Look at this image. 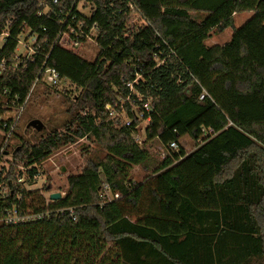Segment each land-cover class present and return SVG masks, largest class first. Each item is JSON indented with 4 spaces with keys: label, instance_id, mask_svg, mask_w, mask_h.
Here are the masks:
<instances>
[{
    "label": "trees",
    "instance_id": "obj_1",
    "mask_svg": "<svg viewBox=\"0 0 264 264\" xmlns=\"http://www.w3.org/2000/svg\"><path fill=\"white\" fill-rule=\"evenodd\" d=\"M258 2L0 0V130L13 120L3 114L40 86L60 93L68 116L63 131L36 142L12 131L18 142H7L12 159L0 182L9 191L0 208L43 216L0 222V264H264V0ZM132 10L142 23L128 29ZM241 12L252 14L235 27ZM227 27V42L205 45L210 28ZM23 33L33 40L24 55L16 52ZM63 35L71 45L60 42ZM88 38L96 45L90 60L74 50ZM47 68L74 90L47 83ZM135 79L140 100L126 86ZM128 94L148 118L141 140L128 101L125 120L110 113ZM147 101L150 111L142 107ZM80 138L96 148L67 175L60 197L25 187L55 149ZM133 165L148 172L139 182L129 177Z\"/></svg>",
    "mask_w": 264,
    "mask_h": 264
},
{
    "label": "rangeland",
    "instance_id": "obj_2",
    "mask_svg": "<svg viewBox=\"0 0 264 264\" xmlns=\"http://www.w3.org/2000/svg\"><path fill=\"white\" fill-rule=\"evenodd\" d=\"M250 1H252V4L259 3L258 0ZM79 9L83 12H87L88 10L87 7L83 8L80 6ZM251 14L252 12L238 14V16L234 18L233 26H239ZM141 23L142 21L138 14L132 10L126 18L127 28L133 29ZM169 28L172 32H174L175 36H178L177 27L169 23ZM179 31H182V29ZM209 31H213V28H210ZM231 32L232 28L227 27L218 37L220 38L219 42L223 43L225 37L228 39ZM18 40L19 43L17 45L16 52L22 55L29 53L31 50L28 47L33 42L32 38H26V33H23L18 37ZM61 41L64 45H71V41L67 35H63ZM208 43L211 44L212 42L208 41ZM74 50L82 53L83 57L90 60L94 58L96 54V45L94 41L87 39L84 43L78 44L74 47ZM57 87L74 90V87L64 80H60ZM39 89L40 92L34 97H30V99H28L22 107H11L3 114L4 119L11 117L16 120L14 131L23 137V139H27L30 142H36L38 138L47 135L54 129L63 131L65 129L63 122L68 119L67 113L65 112L66 104L62 102L60 93L46 94L43 92L42 86H40ZM118 117H120L121 120H125L124 112L120 113ZM34 118H37L42 122L44 125L42 129L36 130L32 127H27V123ZM145 124L146 120L143 118L138 119L139 131L136 133V137H138L139 140L144 138ZM1 137L2 130H0V141ZM17 140V137H13L12 135L9 138L11 145L18 142ZM180 144L186 151L192 150L193 145L187 137H182L180 139ZM153 147L155 151H160V153L164 151L158 144ZM95 148V144L87 138H80L74 143H68L58 147L48 158L37 166L41 173L34 178L32 184H24L25 187L27 189H40L44 186L45 191L43 194L45 198H48V196L54 192L62 194L64 188L66 187L67 175L78 172L85 159L92 154ZM12 149L13 146H6L4 153L0 158V167L3 168V171L8 170L9 168L12 159ZM146 174H148L147 171L143 170L138 165H133L130 170L129 177L132 181L139 182ZM105 190L106 189L103 187L104 194ZM106 193L107 197L111 198V195L107 192V190Z\"/></svg>",
    "mask_w": 264,
    "mask_h": 264
},
{
    "label": "built area",
    "instance_id": "obj_3",
    "mask_svg": "<svg viewBox=\"0 0 264 264\" xmlns=\"http://www.w3.org/2000/svg\"><path fill=\"white\" fill-rule=\"evenodd\" d=\"M52 1H56V0H52ZM63 37V36H62ZM61 37V39H62ZM60 39V42H62ZM89 40H92L90 38H88ZM93 41V40H92ZM29 48V47H28ZM31 50V49H30ZM162 61H158V64L161 63ZM44 80L49 83L50 85H55L56 83H58V81L60 80L59 75L57 74V72L53 69V68H47L44 70ZM136 82V79L133 82L127 83L126 86L129 88L130 92L132 94H135L136 97L138 98V100L142 99L141 94L139 92V90L137 88L134 87V83ZM130 94H128L124 100H121L119 103V108L118 109H114L112 110L110 113L111 115L115 116L118 115L122 112H124V106L123 104L128 101L130 107H131V111L134 113L136 119H140L142 118V112L138 109L137 105L133 103V101L131 100V98L129 97ZM204 96V92H202L199 95V98H203ZM22 105H20L19 107H22ZM143 109L145 111H150L151 110V106L150 103L147 101L145 103H143L142 105ZM146 120V122L148 121V118L144 119ZM15 119L12 120L11 124L9 125V127L5 130L2 131V138H1V143H0V158L2 156V154L4 153V149L7 146V142L9 141V138L12 135V131L14 129L15 126ZM126 123H128V121H126ZM203 134H209L211 133V129H201ZM135 138L136 134H135ZM169 148L171 150H175L177 149V144L175 142H170L168 144ZM163 155V152L161 153ZM5 172L2 170V167H0V175L1 177H4ZM18 181H20V179H18ZM104 188L106 189V187L104 186ZM9 191L8 187H6L5 184H3V182H0V197H5L7 195V192ZM105 196L107 197V193L105 190ZM108 199L110 197H107ZM69 212H72V209L69 210ZM43 216L42 213H37V214H27V213H22V214H18L15 208L12 209H1L0 208V222H3L4 224H16V223H20L23 221H27V220H31V219H39Z\"/></svg>",
    "mask_w": 264,
    "mask_h": 264
},
{
    "label": "crops",
    "instance_id": "obj_4",
    "mask_svg": "<svg viewBox=\"0 0 264 264\" xmlns=\"http://www.w3.org/2000/svg\"><path fill=\"white\" fill-rule=\"evenodd\" d=\"M241 13H245V12H241ZM238 14H240V13H236V14L233 16V23H234V18H236V17L238 16ZM250 16H251V15H250ZM250 16H249V17H250ZM249 17H248V18H249ZM246 19H247V18H246ZM246 19H245V20H246ZM245 20H244V21H245ZM244 21H243V22H244ZM243 22H242V23H243ZM242 23H241V24H242ZM241 24H240V25H241ZM240 25H239V26H240ZM225 29H226V28H225ZM225 29H223L222 31H216V32H215L214 29H213V31H209V33H208L209 36H208V38L204 41L205 45H207V46H211V45H214V44L222 45V44H224L225 42H227V40L229 39L230 36L228 37V39L225 37V40L223 41V43H220V42H219L220 38H218V37L220 36V34H221ZM230 35H231V34H230ZM208 41H211L212 43L209 44ZM217 42H219V43H217Z\"/></svg>",
    "mask_w": 264,
    "mask_h": 264
},
{
    "label": "water",
    "instance_id": "obj_5",
    "mask_svg": "<svg viewBox=\"0 0 264 264\" xmlns=\"http://www.w3.org/2000/svg\"><path fill=\"white\" fill-rule=\"evenodd\" d=\"M27 127H32V128H34V129H36V130H40V129L43 128V124H42V122H41L39 119L34 118V119H31V120L27 123ZM58 197H60V193H58V192H54V193H51V194L49 195V198H51V199H56V198H58Z\"/></svg>",
    "mask_w": 264,
    "mask_h": 264
}]
</instances>
